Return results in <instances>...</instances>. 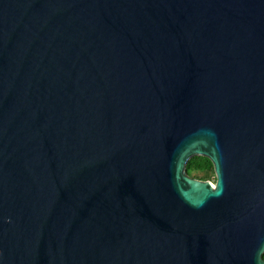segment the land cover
Here are the masks:
<instances>
[{
	"label": "water",
	"instance_id": "1",
	"mask_svg": "<svg viewBox=\"0 0 264 264\" xmlns=\"http://www.w3.org/2000/svg\"><path fill=\"white\" fill-rule=\"evenodd\" d=\"M0 264H264V0H0Z\"/></svg>",
	"mask_w": 264,
	"mask_h": 264
},
{
	"label": "trees",
	"instance_id": "2",
	"mask_svg": "<svg viewBox=\"0 0 264 264\" xmlns=\"http://www.w3.org/2000/svg\"><path fill=\"white\" fill-rule=\"evenodd\" d=\"M187 169L189 174L192 175L195 172L204 170L214 171V165L209 157L196 155L189 159Z\"/></svg>",
	"mask_w": 264,
	"mask_h": 264
},
{
	"label": "rangeland",
	"instance_id": "3",
	"mask_svg": "<svg viewBox=\"0 0 264 264\" xmlns=\"http://www.w3.org/2000/svg\"><path fill=\"white\" fill-rule=\"evenodd\" d=\"M192 176L202 180H209L213 183H215L216 181V175L213 170H204V171L195 172L192 174Z\"/></svg>",
	"mask_w": 264,
	"mask_h": 264
}]
</instances>
